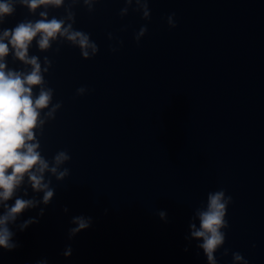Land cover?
<instances>
[{
  "label": "water",
  "instance_id": "95a60500",
  "mask_svg": "<svg viewBox=\"0 0 264 264\" xmlns=\"http://www.w3.org/2000/svg\"><path fill=\"white\" fill-rule=\"evenodd\" d=\"M68 10L98 52L84 58L63 38L40 50L38 35L28 55L42 68L52 61L45 86L62 103L36 130L38 151L51 167L66 150L59 168L70 174L44 173L55 190L47 205L27 176L0 202V215L17 198L40 202L8 224L16 247H0V264H209L190 225L221 189L232 203L216 264H264V0H148V18L136 0H93L92 11L64 0L34 13L17 2L0 35ZM9 48L6 70L31 71ZM76 216L91 224L72 236Z\"/></svg>",
  "mask_w": 264,
  "mask_h": 264
},
{
  "label": "clouds",
  "instance_id": "9594fccd",
  "mask_svg": "<svg viewBox=\"0 0 264 264\" xmlns=\"http://www.w3.org/2000/svg\"><path fill=\"white\" fill-rule=\"evenodd\" d=\"M17 2L34 13L42 5L61 6L64 0H0V22L14 13ZM75 2L76 0H73V3ZM92 2L93 0H84V3L89 6V11H92ZM131 2L132 0H127V3ZM136 3L144 9V17L148 18L150 15L148 0H136ZM125 12L127 8L121 10V15ZM39 15L41 19L34 22H19L14 28L4 29L0 35V202L11 199L27 176L31 188L36 192H43L42 202L47 205L54 196L55 190L49 186L50 180L45 182L44 173L51 172L57 180H63L70 174L68 168L63 170L59 168L71 159L66 150L55 154L51 167L49 161L38 151L40 143L37 140L36 130L42 131L46 122L44 117L55 119V113L62 107V103L53 104L54 90L45 86L44 74L48 73L52 61L45 56V66L42 68L39 57L28 55L33 40L39 35L37 44L40 50L49 49L52 41L63 38L71 42L73 46H79L84 58L90 57L89 49H91L92 56L98 52V46L90 39V34L73 28L74 12L68 10L66 18L59 19L56 17L47 19L48 14L45 11H41ZM174 16L175 13L168 18L171 27H176L172 19ZM65 19L71 23L65 25ZM147 30L146 26L141 27L136 36L137 42L140 36L147 33ZM9 45L14 50L15 58L30 65L31 71L6 70L5 57L9 55ZM111 50L117 51L115 48ZM59 51L60 49L57 48L56 52ZM34 88H38L36 95L33 92ZM86 90V87H80L76 93L82 95ZM45 109L48 111L44 112ZM38 203L40 202L35 199L21 198H17L12 206L4 203L5 212L0 215V247L9 250L16 247L10 242L13 233L8 224L14 222L25 209L34 208ZM229 203H232V197H226L224 189L210 193L206 209L197 212L199 228L197 229L194 223L190 225L192 237L203 238V243L199 247L206 254L209 264H216L213 254L225 242L226 234L221 231V228L229 227L225 219L226 207ZM64 211L67 212V208ZM41 214H43V209ZM159 215L163 218L165 213L160 212ZM29 222L35 221H26L21 227H26ZM72 223L76 227L70 229V235L74 236L90 227L91 217L76 216ZM71 251L69 247L64 255L70 256ZM233 255L236 261L243 259L239 253ZM244 264L248 262L244 261Z\"/></svg>",
  "mask_w": 264,
  "mask_h": 264
}]
</instances>
